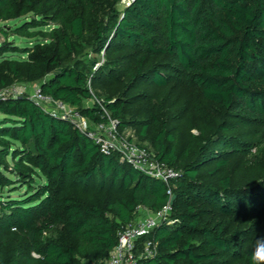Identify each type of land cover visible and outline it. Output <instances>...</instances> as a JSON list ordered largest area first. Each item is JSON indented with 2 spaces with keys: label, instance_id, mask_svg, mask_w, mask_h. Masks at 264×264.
<instances>
[{
  "label": "trees",
  "instance_id": "trees-1",
  "mask_svg": "<svg viewBox=\"0 0 264 264\" xmlns=\"http://www.w3.org/2000/svg\"><path fill=\"white\" fill-rule=\"evenodd\" d=\"M122 1L0 0V23L25 19L11 35L8 27L0 34L35 40L27 49L0 46V92L16 82L40 83L46 96L95 123L104 121L100 106L83 104L102 101L121 131L136 128L159 162L182 173L171 185L174 224L152 232L157 254L138 264H239L235 239L247 232L227 236L221 223L203 222L252 210L256 201L218 175L228 164L223 150H245L227 135L236 127L215 123L208 135L199 133L197 147L183 149L166 119L125 118L137 104L131 93L138 82L163 89L166 72L176 69L237 124L264 122V0H134L120 13ZM87 50L128 63V83L114 81L117 69L109 65L94 72L83 61ZM104 81L116 88L102 100L92 89ZM0 117V264H107L139 208L157 213L168 205L164 182L103 154L28 97L0 98ZM22 189L18 198L4 197ZM252 251H245L247 264Z\"/></svg>",
  "mask_w": 264,
  "mask_h": 264
},
{
  "label": "rangeland",
  "instance_id": "rangeland-1",
  "mask_svg": "<svg viewBox=\"0 0 264 264\" xmlns=\"http://www.w3.org/2000/svg\"><path fill=\"white\" fill-rule=\"evenodd\" d=\"M127 6L128 4L123 0L118 6L119 12L122 13ZM24 20L0 23V27H8L7 32L11 35V29L22 24ZM50 29L51 27L41 30L49 31ZM6 41H8L10 46L19 49L31 48L35 44V40L28 41L17 36H10L6 39L0 34V46ZM84 54L88 55H84L86 58L84 57L83 61H85L86 65L94 64V72L103 65H109V67L117 69L113 76L114 81L120 80L121 85L128 83V79L125 82L123 78L122 69L123 65L127 66L128 63H123V59L115 57L107 58L105 53L96 55L88 50ZM7 57L10 59H21L23 56L9 53ZM1 61L2 57L0 56ZM159 62L166 65L168 63L162 62V60H159ZM166 73H168L170 81L168 86L163 89L157 88L149 80L136 84L131 96L136 97L137 104L126 116L125 120L140 121L147 119L152 114H155L161 120L166 119L169 122L171 130L177 135L179 145L183 149L189 145L197 147L200 143L199 133L208 135L209 127L215 123L225 122L236 127L234 133L229 132L227 135L236 139L240 145H243L242 148H245V150L244 152H236L235 148L223 150L226 151L225 159H227L228 164L218 175L222 178L230 177L234 188L240 190L242 193L245 191L256 201L252 205V210H238L231 217H223L214 213L203 222H209L211 226L221 223L228 233L227 236H232L242 231L247 232L246 237L235 239L240 251L239 260L241 261L238 263L247 264L244 255L245 251L254 249L257 235H264V122L237 124L232 116L220 106L203 100L200 92L190 85L184 75L179 73L178 70L171 69V71H167ZM38 86H41L40 83L16 82L13 88L32 91ZM112 86L116 88L115 83L106 85L105 81L101 82L97 89H92V93L93 95L97 94L103 100L106 95L111 93ZM114 97L113 101H116L117 96ZM94 103L95 100H86L84 101L83 108H93ZM0 121H2L1 117ZM118 131L122 139L145 147L154 153L151 142L149 140L142 142L136 128L128 126L126 129L122 131L118 129ZM249 149H251V152H247ZM37 183L41 184L40 182ZM25 193V189L12 194H9L8 190H6L4 191V197L10 195L13 198H18Z\"/></svg>",
  "mask_w": 264,
  "mask_h": 264
},
{
  "label": "built area",
  "instance_id": "built-area-1",
  "mask_svg": "<svg viewBox=\"0 0 264 264\" xmlns=\"http://www.w3.org/2000/svg\"><path fill=\"white\" fill-rule=\"evenodd\" d=\"M134 0H124L130 5ZM28 97L46 113L73 125L85 134L107 155H118L122 161L134 167L143 175L160 180L168 187L169 203L160 212L153 213L145 208L138 209L137 218L119 234L117 246L112 250L107 264H138L143 259L153 258L157 254L151 240L152 232L161 224L173 225L171 219L173 198L171 185L182 173L159 162L149 149L121 138L119 123L108 113L102 101L95 99L104 113V121L95 123L81 115L77 108L55 101L42 92L41 86L32 91L7 88L0 92V98Z\"/></svg>",
  "mask_w": 264,
  "mask_h": 264
},
{
  "label": "clouds",
  "instance_id": "clouds-1",
  "mask_svg": "<svg viewBox=\"0 0 264 264\" xmlns=\"http://www.w3.org/2000/svg\"><path fill=\"white\" fill-rule=\"evenodd\" d=\"M251 264H264V235H257L255 247L251 253Z\"/></svg>",
  "mask_w": 264,
  "mask_h": 264
},
{
  "label": "water",
  "instance_id": "water-1",
  "mask_svg": "<svg viewBox=\"0 0 264 264\" xmlns=\"http://www.w3.org/2000/svg\"><path fill=\"white\" fill-rule=\"evenodd\" d=\"M174 201H175V197L172 198V200H171V205L174 204Z\"/></svg>",
  "mask_w": 264,
  "mask_h": 264
}]
</instances>
